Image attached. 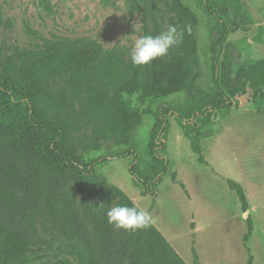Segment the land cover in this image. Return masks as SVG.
I'll return each mask as SVG.
<instances>
[{
  "label": "trees",
  "instance_id": "trees-1",
  "mask_svg": "<svg viewBox=\"0 0 264 264\" xmlns=\"http://www.w3.org/2000/svg\"><path fill=\"white\" fill-rule=\"evenodd\" d=\"M122 1L130 15H139V37L157 35L171 24L183 33L180 44L137 66L129 56L133 45L105 47L85 36L48 38L26 25L39 44L9 54L0 49V264H27L47 250L56 257L70 255L79 264H187L153 223L136 231L108 223L106 211L112 206H138L96 171L106 156L83 155L109 142L130 144L142 113L131 106L130 96L144 104L190 92L199 74L198 17L193 10L182 0ZM199 1L214 19L216 34L209 50L216 95L197 101L188 115L177 114L173 106H158L145 150L148 160L142 166L132 147L108 155L134 157L128 170L143 187L142 194H152L168 169L161 152L168 115L176 118L192 151L205 163L201 128L213 120L214 112L222 106L235 112L258 111L264 100V59L234 68L226 42L228 9L211 0ZM39 3L54 12L49 0ZM227 184L245 213L242 186L230 179ZM245 220L244 242L253 230L250 215ZM246 249V264H252ZM193 257L199 264L194 250Z\"/></svg>",
  "mask_w": 264,
  "mask_h": 264
},
{
  "label": "rangeland",
  "instance_id": "rangeland-1",
  "mask_svg": "<svg viewBox=\"0 0 264 264\" xmlns=\"http://www.w3.org/2000/svg\"><path fill=\"white\" fill-rule=\"evenodd\" d=\"M198 17L197 47L199 74L190 92H178L162 99L139 104L136 95L131 106L141 110V121L133 129L128 146L109 142L99 151L84 157L107 159L96 167L111 183L128 195L139 208L153 217V224L187 264H246L248 251L252 264H264V100L258 111L235 112L222 106L201 130V151L205 163L190 147L189 139L175 117L168 115L165 148L168 169L156 182L152 194H142L129 173L133 156L109 158L111 152L135 150V161L142 166L154 113L160 105L173 106L177 114L188 115L197 101L215 96L212 79L210 42L216 34L214 19L199 0H182ZM228 9L231 21L226 42L231 47L234 68L264 59V0H211ZM54 12L44 9L39 0H0V49L9 54L15 48H34L41 41L27 31L26 25L41 35L52 37H91L105 47L133 45L139 37V15H130L124 2L114 5L104 0H49ZM259 26L263 29L260 31ZM258 38V39H257ZM206 132H208L206 134ZM240 184L247 200L253 230L244 242L245 218L236 192L227 180ZM41 259L27 264H79L70 255L54 256L42 251ZM37 254V255H39ZM36 254L31 253V256Z\"/></svg>",
  "mask_w": 264,
  "mask_h": 264
},
{
  "label": "clouds",
  "instance_id": "clouds-1",
  "mask_svg": "<svg viewBox=\"0 0 264 264\" xmlns=\"http://www.w3.org/2000/svg\"><path fill=\"white\" fill-rule=\"evenodd\" d=\"M183 33L177 27L169 24L157 35H142L135 39L129 56L132 64L147 65L153 60L167 55L170 48L178 46ZM109 224L117 229L136 231L146 229L153 223V217L148 211L136 206L115 205L106 211Z\"/></svg>",
  "mask_w": 264,
  "mask_h": 264
},
{
  "label": "crops",
  "instance_id": "crops-1",
  "mask_svg": "<svg viewBox=\"0 0 264 264\" xmlns=\"http://www.w3.org/2000/svg\"><path fill=\"white\" fill-rule=\"evenodd\" d=\"M96 171H97V172H100V171H98V167H96ZM100 173H101V172H100Z\"/></svg>",
  "mask_w": 264,
  "mask_h": 264
},
{
  "label": "water",
  "instance_id": "water-1",
  "mask_svg": "<svg viewBox=\"0 0 264 264\" xmlns=\"http://www.w3.org/2000/svg\"><path fill=\"white\" fill-rule=\"evenodd\" d=\"M245 215L247 216V215H248V213H246V212H245Z\"/></svg>",
  "mask_w": 264,
  "mask_h": 264
}]
</instances>
